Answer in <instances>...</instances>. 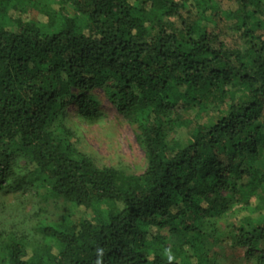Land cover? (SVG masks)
Here are the masks:
<instances>
[{
    "label": "trees",
    "instance_id": "1",
    "mask_svg": "<svg viewBox=\"0 0 264 264\" xmlns=\"http://www.w3.org/2000/svg\"><path fill=\"white\" fill-rule=\"evenodd\" d=\"M98 90L136 126L142 174L97 168L70 142L66 108L99 119ZM258 163L264 0H0V193L42 189L83 214L40 223L34 246L2 239L0 264H188L182 246L204 239L264 264ZM242 200L252 214L218 236Z\"/></svg>",
    "mask_w": 264,
    "mask_h": 264
},
{
    "label": "rangeland",
    "instance_id": "2",
    "mask_svg": "<svg viewBox=\"0 0 264 264\" xmlns=\"http://www.w3.org/2000/svg\"><path fill=\"white\" fill-rule=\"evenodd\" d=\"M47 3L51 0H40ZM225 1V0H221ZM225 7L230 6L228 2ZM72 15L71 9L66 10ZM32 20L42 21L43 18L35 12H30ZM98 102V111L101 113L99 119L88 121L76 113V108L68 107L67 115L63 124L71 132L70 142L75 149L86 155L97 168H112L127 175H140L147 166L142 148L136 140V126L128 125L115 109L108 103L103 92L94 91L90 93ZM183 137V136H182ZM259 168L264 165L258 163ZM24 161H14L13 170L23 174ZM245 201L231 203L229 210L217 218L215 229L218 236L224 234L228 239L234 233V225L237 220L248 212L244 209ZM83 214L72 209L69 204L49 195L45 190L27 187L16 191H4L0 193V242L7 236H13L23 240L28 246L43 243L44 241L37 233L40 223H57L63 219L77 223ZM205 232L210 231L207 225ZM164 242L169 248H177L179 241L168 229L159 231ZM47 242V241H45ZM191 249L183 245L185 253L183 262L188 264H258L253 260L245 258V249L234 246L229 241L220 243L214 239H204L200 244ZM264 251V245L254 254ZM188 257V258H187Z\"/></svg>",
    "mask_w": 264,
    "mask_h": 264
}]
</instances>
